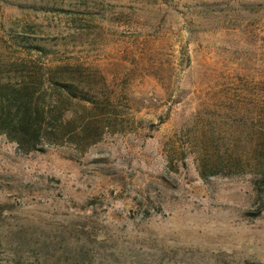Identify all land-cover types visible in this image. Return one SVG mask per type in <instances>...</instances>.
<instances>
[{"label": "rangeland", "instance_id": "obj_1", "mask_svg": "<svg viewBox=\"0 0 264 264\" xmlns=\"http://www.w3.org/2000/svg\"><path fill=\"white\" fill-rule=\"evenodd\" d=\"M30 44L85 70L98 108L74 143L1 139L0 264H264L249 176L196 162L264 125V0H0V60Z\"/></svg>", "mask_w": 264, "mask_h": 264}, {"label": "trees", "instance_id": "obj_2", "mask_svg": "<svg viewBox=\"0 0 264 264\" xmlns=\"http://www.w3.org/2000/svg\"><path fill=\"white\" fill-rule=\"evenodd\" d=\"M27 46L34 56L0 60V141L4 138L19 153L29 155L92 136L90 126L98 107L85 70L49 59L40 45ZM203 144L196 154L203 181L249 176L255 200L264 204V125L256 127L245 151L221 152L216 141L209 147ZM262 210L264 205L258 214Z\"/></svg>", "mask_w": 264, "mask_h": 264}]
</instances>
